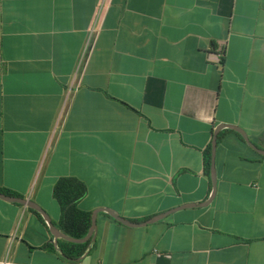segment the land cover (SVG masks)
<instances>
[{"label": "crops", "instance_id": "crops-1", "mask_svg": "<svg viewBox=\"0 0 264 264\" xmlns=\"http://www.w3.org/2000/svg\"><path fill=\"white\" fill-rule=\"evenodd\" d=\"M220 125L260 144L264 0H0V189L59 229L63 177L86 185L91 221L167 213L100 211L72 259L0 198V264H264V156L235 132L218 135L212 201L179 209L210 196Z\"/></svg>", "mask_w": 264, "mask_h": 264}, {"label": "trees", "instance_id": "trees-1", "mask_svg": "<svg viewBox=\"0 0 264 264\" xmlns=\"http://www.w3.org/2000/svg\"><path fill=\"white\" fill-rule=\"evenodd\" d=\"M235 132L233 130H226ZM242 141L244 139L240 134L235 132ZM221 138V135L218 139ZM259 147H262L264 143V133L259 138ZM245 142V141H244ZM211 168V146L205 152V173L210 178ZM0 192L7 195H14L8 190L0 189ZM87 187L80 180L73 177L60 178L54 188L53 196L58 201L62 209V219L60 222V229L65 234L74 238H83L87 235L91 226V213L85 212L78 207L79 201L86 195ZM36 212V211H34ZM37 213V212H36ZM39 216L40 214L37 213ZM87 243H71L62 241L60 245V252L67 258L77 259L82 257L86 251Z\"/></svg>", "mask_w": 264, "mask_h": 264}, {"label": "water", "instance_id": "water-1", "mask_svg": "<svg viewBox=\"0 0 264 264\" xmlns=\"http://www.w3.org/2000/svg\"><path fill=\"white\" fill-rule=\"evenodd\" d=\"M223 129H230V130H233V131L237 132L238 134H240L242 136V138L244 139L245 143L251 149H253L258 154L264 156V149H262L261 147L256 145L240 127L235 126V125H220L219 127H217L215 129V131L213 133V140H212V144H211L210 178H211L212 190H211L210 196L207 199V201H205L204 203H200L199 205H197V204L185 205V206L179 207V209L188 208V207H192V206L206 205V204L210 203L212 201V199L214 198L215 193H216V187H217V176H216V166H215L216 148H217V144H218V135ZM0 198L3 199V200H6V201L12 202V203L21 204V205L30 207L31 209H34L35 211L40 213V215L43 217V219L45 220L46 224L48 225L51 233L56 238H61V239H64L66 241H69L71 243H85V242L89 241V239L92 236H94V234L96 232V226H97L96 225V217H97V214L100 211L108 213L111 217H113L114 219H116L117 221H119V222H121V223H123L125 225L136 226V227L145 226V225H148L150 223H154V222L164 218L166 216V214H167V213H164V214H161V215H156L155 217H152V218L148 219L145 222L138 223V222H132L129 219H126V218L120 216L119 214H117L116 212H114L111 209L102 208V209H100L98 211H95L93 213L91 226L89 228V231H88L87 235L85 237H83V238H74V237H71V236L65 234L56 225H54V223L51 221V219L48 216V214L46 213V211H44L39 205H37L33 201H30L28 199H24V198H21V197H15V196H12V195H7V194L2 193V192H0Z\"/></svg>", "mask_w": 264, "mask_h": 264}]
</instances>
